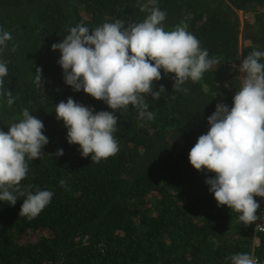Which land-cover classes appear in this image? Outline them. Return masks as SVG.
<instances>
[{"label":"trees","instance_id":"obj_1","mask_svg":"<svg viewBox=\"0 0 264 264\" xmlns=\"http://www.w3.org/2000/svg\"><path fill=\"white\" fill-rule=\"evenodd\" d=\"M147 2L0 0V29L13 37L0 46V61L8 62L0 86V130L7 133L25 108L42 121L49 143L38 159L26 157L20 189L54 193L33 219L19 217L26 196L15 193L14 206L0 201V264H231L228 257L237 253L264 264V232H253V223L245 225L239 213L218 206L205 182L216 174L198 171L189 161L216 105L233 106L243 58L264 51V0H155L166 12V31L186 25L219 63L199 81L182 85L186 92L173 89L175 74L160 69L162 78L153 81L159 99L142 94L153 120L141 118L132 105L116 110V155L100 162H92L91 154L82 157L56 118L55 105L69 97L94 113L113 110L65 83L61 54L51 46L79 23L91 31L117 19L142 22L148 13L140 6ZM37 68L41 85L35 83ZM8 91L15 97L11 106ZM58 149L62 156L55 155Z\"/></svg>","mask_w":264,"mask_h":264},{"label":"clouds","instance_id":"obj_2","mask_svg":"<svg viewBox=\"0 0 264 264\" xmlns=\"http://www.w3.org/2000/svg\"><path fill=\"white\" fill-rule=\"evenodd\" d=\"M148 15L142 22L126 23L122 20L105 22L94 30L79 23L52 50H59L58 63L64 70L65 83L74 91L81 89L104 101L113 111L95 112L75 102L55 105L56 118L67 128L69 144L80 146L82 157L91 154L92 162L114 156L119 145L113 133L117 130L118 109L136 108L141 118L151 121L155 113L148 110L144 95L159 99L160 91L153 90V81H159L160 69L165 74L174 73L176 91L183 89L188 80L199 81L203 74L219 63L217 57L209 58L207 49L187 26H176L166 31L163 21L166 12L148 0L140 6ZM12 33L0 29V46L7 47ZM15 51V47H13ZM264 51L253 50L239 65L241 86L233 98L231 109L223 103L216 105L208 117L210 128L199 136L189 153L190 164L198 171L215 173L205 182L219 205H227L239 213L245 225L253 223V232H264V220L257 217L259 204L254 196L264 197V63L259 62ZM7 61H0V86L8 75ZM42 70L37 68L35 83L42 84ZM159 90H164L160 86ZM7 104L15 97L7 92ZM41 120L22 111V118L5 133L0 130V201L15 205L18 197L26 196L19 217H37L50 204L53 192L37 190L35 194L20 189V182L28 173L27 160L38 159L43 147L49 143L43 134ZM56 156L63 155L58 149ZM27 157V160H26ZM64 186L65 181L61 180ZM259 222V226H258ZM262 229L263 231H258ZM253 233V241L255 242ZM231 264H256L249 253L228 257Z\"/></svg>","mask_w":264,"mask_h":264},{"label":"built area","instance_id":"obj_3","mask_svg":"<svg viewBox=\"0 0 264 264\" xmlns=\"http://www.w3.org/2000/svg\"><path fill=\"white\" fill-rule=\"evenodd\" d=\"M257 203L259 204V208L256 212L257 217L261 218L262 220H264V197H260L257 196ZM258 226H259V222H258ZM258 231H263L262 229H258Z\"/></svg>","mask_w":264,"mask_h":264},{"label":"rangeland","instance_id":"obj_4","mask_svg":"<svg viewBox=\"0 0 264 264\" xmlns=\"http://www.w3.org/2000/svg\"><path fill=\"white\" fill-rule=\"evenodd\" d=\"M239 18H240L241 23H244L247 20V17L244 16L241 12H239ZM238 68H239V66L237 67V71H238ZM238 73H239V76H240L241 73L239 71H238Z\"/></svg>","mask_w":264,"mask_h":264}]
</instances>
